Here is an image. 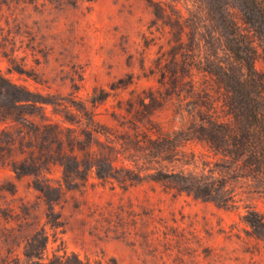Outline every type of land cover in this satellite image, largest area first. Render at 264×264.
<instances>
[{"label": "rangeland", "instance_id": "obj_1", "mask_svg": "<svg viewBox=\"0 0 264 264\" xmlns=\"http://www.w3.org/2000/svg\"><path fill=\"white\" fill-rule=\"evenodd\" d=\"M161 1L188 18L178 65L192 66L197 86L217 94L216 80L195 68L208 63L204 57L215 50L216 41L197 47V39L192 40L197 20L189 13L197 11L200 17L207 0ZM173 39L170 27L155 18L144 0H0V75L27 88L38 101L11 109L29 113L25 124L0 116V145L6 139L14 142L10 154L0 149V258L9 247L21 254L24 239L44 226L50 234L49 255L62 241L67 252L92 264H106L111 257L121 264H216L203 258L200 242L221 255L217 264H264V240L251 236L243 219L246 206L264 217V192L246 183L237 184V206L226 208L185 195L172 197L153 183L123 189L91 172L83 186L65 190L54 205L64 226L53 242V230L45 225L46 204L32 187V176L16 177L7 165L21 156L17 148L26 126L73 123L79 129V121L93 115L119 131L130 129L127 111L141 108L150 95L156 108L145 115L165 131L185 126L188 79L176 87L168 80L158 82V65H171ZM256 67L264 72L263 58ZM93 95L105 99L92 105ZM137 125L143 127L141 122ZM49 137L48 131L30 132L23 144L28 140L49 146ZM188 148L205 151L201 144ZM42 175L57 184L62 167L54 163ZM164 223L201 239L191 244L196 256L186 254L180 263L173 242V251H167L171 256L163 258L165 247L157 246L154 231Z\"/></svg>", "mask_w": 264, "mask_h": 264}, {"label": "trees", "instance_id": "obj_2", "mask_svg": "<svg viewBox=\"0 0 264 264\" xmlns=\"http://www.w3.org/2000/svg\"><path fill=\"white\" fill-rule=\"evenodd\" d=\"M144 1L155 18L172 30V47L176 48L171 53V65H158V82L168 80L176 87L184 78L188 79L183 98L187 100L186 125L163 130L145 115L156 108L155 99L150 95L147 102L143 98L141 108L127 111L131 116L128 122L133 125L130 129L119 131L95 120L93 115H89L86 122L80 120L79 129L73 123H42L23 128L24 136L17 148L21 156L10 159L7 165L16 177L32 176V187L46 204L45 225L53 230V242L59 239L57 234L64 226L54 205L65 190L83 186L91 172L102 182L116 183L123 189L153 183L172 197L185 195L226 208L237 206L239 183H246L253 191L264 192V72L256 67V61L264 59V0H207L200 17L197 11H189L197 20L194 22L197 31L192 38L197 39V47L201 42L205 45L216 41L215 50L204 57L208 63L195 68L216 80L220 88L217 94L197 86L192 66L178 65L188 18L161 0ZM30 95L27 88L0 75V116L12 121L22 119L25 124L29 113L19 114L11 109L38 102ZM104 99V95H93L90 102L96 105ZM219 108L223 114L219 113ZM43 131H48L47 141L51 145L28 140L23 144L30 132L39 135ZM6 140L0 149L10 154L14 142ZM190 144H201L205 151L185 149ZM54 163L62 167L57 184L42 175ZM246 208L243 219L251 229L250 235L264 240V217L256 209ZM154 234L157 246L162 243L165 247L163 258L171 256L167 251L172 252V243L176 244L175 257L180 263L186 254L196 256L191 244L201 241L193 232L165 223L155 227ZM49 241L50 234L44 226L36 229L24 239L21 254L9 247L0 258V264H92L88 258L67 252L62 241L49 255ZM199 245L204 259L221 263V255L213 248L202 242ZM106 264L121 263L111 257Z\"/></svg>", "mask_w": 264, "mask_h": 264}]
</instances>
